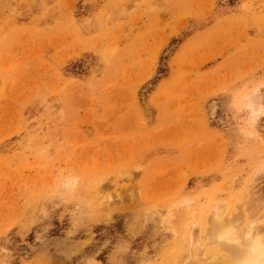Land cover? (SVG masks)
<instances>
[{
    "label": "rangeland",
    "instance_id": "rangeland-1",
    "mask_svg": "<svg viewBox=\"0 0 264 264\" xmlns=\"http://www.w3.org/2000/svg\"><path fill=\"white\" fill-rule=\"evenodd\" d=\"M216 213L264 243V0H0V264H234Z\"/></svg>",
    "mask_w": 264,
    "mask_h": 264
},
{
    "label": "bare ground",
    "instance_id": "bare-ground-1",
    "mask_svg": "<svg viewBox=\"0 0 264 264\" xmlns=\"http://www.w3.org/2000/svg\"><path fill=\"white\" fill-rule=\"evenodd\" d=\"M253 112L259 113L262 112V109L260 106L254 107ZM256 118L255 115H252V123ZM74 182L75 179L65 181L66 184L72 185L75 184ZM161 222L168 221L162 218ZM234 228L233 225L221 220L219 213H216V221L212 223L210 232L220 241L221 247L229 252L234 264H264V243L251 236V231L240 236L238 230L236 231Z\"/></svg>",
    "mask_w": 264,
    "mask_h": 264
}]
</instances>
